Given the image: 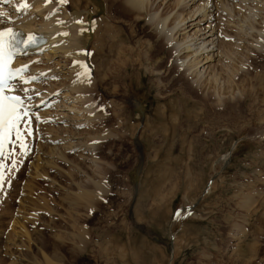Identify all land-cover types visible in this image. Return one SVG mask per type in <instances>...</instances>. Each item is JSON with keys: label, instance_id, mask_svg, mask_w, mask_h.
Returning a JSON list of instances; mask_svg holds the SVG:
<instances>
[{"label": "rangeland", "instance_id": "1", "mask_svg": "<svg viewBox=\"0 0 264 264\" xmlns=\"http://www.w3.org/2000/svg\"><path fill=\"white\" fill-rule=\"evenodd\" d=\"M48 1L58 12L78 9L94 24L86 56L97 81L80 102L62 84L73 60L67 66L51 55L34 63L53 75L31 82H40V91L51 90L48 97L57 101L33 107L42 120L32 121L28 153L20 156L17 147L21 167L0 192V264H264V10L256 11L254 24L261 33L241 34L251 44L238 38L228 14L222 19L218 8L201 24L233 38L220 37L217 45L234 50L231 59L221 57L233 77L227 78L219 57L204 65L214 66L217 82L225 84L226 94L217 101L209 88L215 82L196 85L192 72L178 66L167 32L175 13L206 1L144 0L139 11L127 0H99L100 11L95 0ZM164 17L168 21L158 31ZM69 139L75 148L64 150L66 159H55L50 146L63 150ZM80 141L94 148L83 150ZM93 159L100 162L97 170L89 166ZM84 190L90 196L83 203L76 198Z\"/></svg>", "mask_w": 264, "mask_h": 264}, {"label": "bare ground", "instance_id": "2", "mask_svg": "<svg viewBox=\"0 0 264 264\" xmlns=\"http://www.w3.org/2000/svg\"><path fill=\"white\" fill-rule=\"evenodd\" d=\"M7 1L8 4L7 5H3L4 2ZM97 1L98 5H99V11L101 9H103L102 4L99 0H95ZM126 1V0H124ZM177 3L183 4L184 3L187 5V1L186 0H176ZM191 1V0H188ZM206 2L199 4L198 6L195 7L193 9V7L190 9L189 7V12H187L186 14H182V12H177L175 13L172 17H173V22H172V26L167 28V32L171 35L169 36V38L171 37V40L174 41V45L172 46V48L177 49L175 52H178V59H179V63L177 62L178 66H183V70H185V72H192L190 75H192L191 78L193 80V82L196 85H199L201 87H205L206 84L208 85V83H212L215 82L213 86V83L211 85L212 88V93H214L217 97V101H221V97L226 94L223 89V91L221 92V86L222 83L220 84L217 82L218 81V71L214 69V66H210V65H205V63H207L208 61L214 60L215 58L219 57L217 62H219L223 67L224 70L227 71L226 75L227 78H229L228 74L230 76H234V72H232V70L227 66H224L222 64L223 60L226 59H231L233 52L234 51L232 48H230L231 50H223V46H220L221 48H219L218 45V39L221 37V33H216L217 31L215 30V28L212 25H205L204 27H201V24H203V22L208 21L213 19V15L215 14V9L218 8L217 11H219L221 13V17L222 19L224 18L222 16V13H226V15L228 14V18L229 20L228 23L230 25H232L233 28H235L236 31L240 34V36L238 35V38L240 37L241 39V34L245 35V36H250L253 32V36L255 35V32L257 33H261L262 29L259 30V28L256 29V27L254 26V24L256 23L255 19L256 17H258L256 15V11H260L263 12L264 10V0H247L246 2H248V5L246 4L245 7L243 8V3L245 2V0H240L241 2L239 3H234V1L237 0H220L218 4L215 5V3H211L212 0H204ZM231 1V2H230ZM70 2V0H69ZM120 2V1H119ZM147 0L145 2V4H147ZM182 2V3H180ZM215 2V1H214ZM218 2V1H217ZM126 3L131 5V8H138V11L140 9H144V0H127ZM192 3H195L194 1H192ZM22 4H27L28 7L27 8H20V10L18 11L17 8L22 5ZM121 4V3H119ZM144 4V5H145ZM190 4V3H189ZM163 5V4H162ZM196 5V4H195ZM143 6V7H142ZM58 7V6H56ZM127 7V6H125ZM130 7V6H129ZM184 7V6H183ZM187 7V6H186ZM236 8H240V10L242 11H238L235 10ZM185 8V7H184ZM243 8V9H242ZM7 9H10L11 11H13V14L7 13ZM160 9V8H159ZM9 11V10H8ZM22 13H21V12ZM86 11V10H85ZM88 11V10H87ZM214 11V12H213ZM32 12V13H31ZM55 12H58L57 9H55V5L52 2H49L48 0H0V13H2L3 15H0V29L2 28H13V29H21L22 31H26V32H30L32 34H35L36 36H38L39 34H41L42 36H44L46 38L45 43H43L42 45H39L37 47H35L34 49H30L27 50L22 56H20L19 58H17L15 60L16 65H20V64H27L29 63V66L27 67V72L23 75L25 77V79H27V77L30 76H36L39 79L42 78H47L50 77L51 75H53V72L50 71L49 68H47L46 66H36L35 64L38 63L37 61H42L41 59H43V56H47L50 57L51 55L54 57H58L61 60L64 59V62H68L67 66H69V60H73V66L71 65V67H69L68 72L64 73L67 74V76L65 75V77L67 78L64 79L66 80V83H62L64 86H67V88H70L69 91L73 90V92L75 91L76 96L75 100H79L80 102H85L87 101V97H88V92H90V90L93 89V87L95 86V81H97L96 79H94L93 75L90 73V67H89V63L87 62V46L90 42V40L92 39V35L90 33V24L92 23H87V20L85 17L82 16V13L80 12V10L78 9H73V10H64L61 8L60 12H58L57 14L53 15ZM90 12V11H89ZM246 14H245V13ZM24 14V15H29L28 18H26V20H21L24 19L20 18V20L15 19L14 17H16L14 14ZM31 13V14H30ZM35 13H37V15L39 17H36L37 15L33 16ZM200 13L202 14V18H200ZM241 13H244L245 15H243L241 17ZM87 14V13H86ZM171 14V13H170ZM152 15V14H151ZM219 15V14H218ZM217 15V16H218ZM18 16V15H17ZM87 16V15H86ZM88 16L90 17V14L88 13ZM97 16H99V14H97ZM155 16L157 17L156 13ZM170 16V15H169ZM168 16V17H169ZM215 16V15H214ZM167 17V16H165ZM162 18V22H160L161 24H159L158 27V31L159 29L162 30L163 27H165L164 25L166 24V20L168 21V18ZM171 17V18H172ZM220 17V16H219ZM251 17V19H249ZM153 18V17H152ZM197 22H192L191 20L198 19ZM226 18V17H225ZM15 19V20H14ZM155 19V18H154ZM188 19V20H187ZM236 19V22H233V20ZM79 20H83L84 24H78L76 23V21ZM153 20V19H152ZM226 20V19H225ZM264 20V13L261 15V21ZM59 21H63V23H59ZM93 22V19L91 20ZM150 21V20H149ZM154 21V20H153ZM161 21V20H160ZM171 21V20H170ZM188 21H191V23H189ZM216 21H218L219 23V19H217ZM226 21V23H227ZM253 21V23H252ZM258 21V20H257ZM259 21V24L262 22ZM239 22V23H237ZM159 23V21H158ZM215 24V25H218ZM264 23V22H263ZM101 25V31L103 32L104 29L106 27H104V23L102 21V23H99ZM107 24V23H106ZM110 24V23H109ZM208 24V23H207ZM210 24V22H209ZM212 24V23H211ZM214 24V23H213ZM260 24V26H261ZM38 25V27H37ZM93 28H94V24ZM96 25V24H95ZM155 25V24H154ZM224 25V24H223ZM228 25V24H227ZM263 25V24H262ZM229 26V25H228ZM257 26V25H256ZM92 27V26H91ZM193 27H196L195 29ZM231 27V26H230ZM259 27V26H258ZM264 27V26H263ZM81 28L86 29L85 31H83V33H81ZM261 28V27H260ZM194 29V30H192ZM217 29V28H216ZM192 30V31H191ZM231 30V29H229ZM94 31V30H93ZM224 30H222L223 32ZM67 32L68 35L67 36H61L58 35L59 33H64ZM166 32V31H165ZM166 32V33H167ZM220 32V31H218ZM94 33V32H93ZM92 33V34H93ZM98 33V32H97ZM109 33V32H108ZM107 33V34H108ZM114 33V32H113ZM112 33V34H113ZM100 34V32L98 33ZM110 34V35H112ZM116 34V33H115ZM161 34V33H159ZM232 34V33H231ZM234 34V33H233ZM95 35V34H94ZM167 35V34H166ZM257 35V34H256ZM99 36V35H98ZM109 36V35H108ZM116 36V35H115ZM113 36V37H115ZM159 36V35H158ZM223 36H228L229 38H231L232 35H230V33H226ZM235 36V35H234ZM95 37V36H94ZM104 37V36H103ZM107 37V36H106ZM112 37V36H111ZM221 37V38H222ZM227 37V38H228ZM252 37V36H251ZM261 37V35H260ZM264 37V36H263ZM237 38V36H236ZM244 38L243 40L241 39V41L247 42V40L245 41L246 37H242ZM94 39V38H93ZM105 39V38H104ZM225 39V38H224ZM233 39V38H231ZM223 40V39H222ZM228 40V39H227ZM238 40V39H237ZM251 40V39H250ZM199 41V42H198ZM221 41V40H220ZM224 41V40H223ZM230 41V39H229ZM235 41V40H233ZM232 41V43H233ZM92 42V41H91ZM99 42V41H97ZM231 42V41H230ZM217 43V44H216ZM226 44V42H224ZM224 43H221L223 45H225ZM241 43V42H239ZM249 43V42H247ZM246 43V44H247ZM228 44V43H227ZM231 44V43H229ZM235 44H237V49L239 48L238 46V41ZM242 44V43H241ZM245 45V43H243ZM251 44V43H249ZM232 45V44H231ZM234 45V43H233ZM209 46H213L212 48H210ZM243 46V45H242ZM241 46V47H242ZM102 47V45H101ZM229 47V46H228ZM231 47V46H230ZM98 48V47H97ZM96 48V49H97ZM210 48V49H209ZM244 48V47H243ZM248 48V47H247ZM246 48V50H247ZM174 49V50H175ZM225 49V48H224ZM242 49V48H241ZM245 49V48H244ZM250 50V49H249ZM44 51H46L45 53H43ZM97 51V50H96ZM210 51H217L216 54L213 52L211 53ZM239 51V50H238ZM236 51V52H238ZM95 52V51H92ZM174 52V51H173ZM202 54V55H201ZM240 54V53H239ZM236 55V54H235ZM52 56L50 58H52ZM242 56V55H241ZM221 57H224L226 59H221ZM177 58V56H176ZM241 58V57H240ZM66 59V60H65ZM79 62V63H77ZM35 63V64H34ZM225 63V61H224ZM44 64V63H43ZM46 64V63H45ZM49 64V63H48ZM58 64V63H57ZM84 64L86 65V68H82L80 65ZM226 65V63H225ZM66 66V65H65ZM54 67V65H53ZM221 67V66H220ZM226 67V69H225ZM202 68V69H200ZM214 69V73H211ZM236 68V67H235ZM109 69V68H108ZM209 69V70H208ZM51 70H54L53 68ZM86 72L88 73V75L90 76V79L87 77H80L78 78V73H82V72ZM207 70L209 71V73L207 72ZM211 70V72H210ZM221 70V68H220ZM219 70V71H220ZM223 70V68H222ZM58 71V70H57ZM94 71V70H93ZM110 71V70H109ZM108 71V72H109ZM216 71L218 72L217 74ZM207 72V74L205 75V73ZM62 73V72H61ZM224 73V71L222 72ZM221 73V74H222ZM225 74V73H224ZM62 75V74H61ZM223 75V74H222ZM220 76V75H219ZM64 77V78H65ZM231 77V78H232ZM223 78V77H222ZM230 78V80H231ZM59 79V78H58ZM220 79V78H219ZM234 79V78H233ZM224 80V79H223ZM40 81V80H39ZM212 81V82H211ZM232 81V80H231ZM224 82V81H223ZM230 82V81H229ZM40 82H30L29 84H23V82H16L15 86L13 87L15 89V93L18 95H22L21 97L25 96L27 97L26 99H28V96H34L36 95V93L38 91H40L39 89H43L40 84ZM193 83V84H194ZM209 83V86H210ZM217 83V84H216ZM220 84V85H219ZM230 84V83H229ZM30 85H36V87H31ZM61 85V84H60ZM62 85V86H63ZM52 86V85H51ZM26 87L27 89L30 88L28 91H24L23 88ZM200 87V88H201ZM226 87V86H225ZM53 88V87H52ZM208 88V86H207ZM229 89V88H228ZM231 89V88H230ZM55 90V88H54ZM208 90V89H207ZM210 91V90H209ZM55 92V91H54ZM39 93H43L39 98L37 99H33L34 101L28 100L27 103H29L30 105H34V107H38V104L41 108V106H44L46 104V102L48 100H50L51 102L57 101L56 96H51L48 97V95H50L52 93L51 90H42ZM56 94V93H55ZM230 94V93H229ZM235 94V93H234ZM69 96V95H68ZM224 97V96H223ZM231 97V96H230ZM25 100V99H24ZM83 105V104H82ZM81 106V105H79ZM90 106V105H88ZM81 108V107H80ZM43 109V108H41ZM83 110V108H82ZM140 110V109H139ZM33 114V121L34 122H39L41 120H36L34 119L35 116H39L35 114V111L32 112ZM48 114V113H46ZM75 117V116H74ZM82 117V116H81ZM47 118V117H46ZM84 118V117H83ZM79 119V118H78ZM88 119V118H87ZM86 119V120H87ZM93 120V118H91ZM101 119V118H100ZM44 120V119H43ZM92 120H90L92 122ZM89 121V122H90ZM87 122V121H86ZM90 122V123H91ZM82 123V122H81ZM80 123V124H81ZM33 125V124H32ZM73 126H77L78 122L72 123ZM36 126V125H35ZM34 126V127H35ZM73 128V127H72ZM77 129V128H76ZM76 129H74L76 131ZM51 130V129H50ZM74 131V132H75ZM75 135V134H73ZM72 135V136H73ZM85 135H87L85 133ZM70 136V135H69ZM76 136V135H75ZM66 137V136H65ZM68 137V136H67ZM71 137V136H70ZM74 137V136H73ZM72 137V138H73ZM77 137H80L79 135H77ZM61 139V138H60ZM77 139V138H76ZM71 141V139H69ZM99 140V139H98ZM56 141V140H54ZM58 141V139H57ZM56 141V142H57ZM68 140H65V142H67ZM79 141V140H78ZM69 142V141H68ZM75 142V141H73ZM86 141H84L85 143ZM63 143V142H62ZM87 143V142H86ZM85 143V144H86ZM92 144V143H91ZM55 145V144H54ZM74 144L71 142L66 143L64 146H60L61 148H63V150H59L58 146H50V152L52 154H54V158H61L66 159V156L64 155V153L67 151V149H72L75 148ZM78 147H80L81 149L83 148L86 149L87 151H92V149L94 148V145L90 146L87 144V146H83L82 142H78ZM66 149V151H64ZM78 149V148H77ZM86 151V152H87ZM83 153V152H82ZM229 153H226V155H223L220 159H222V162L226 159V157H228ZM82 155V154H81ZM85 155V154H84ZM52 156V155H51ZM53 157V156H52ZM89 157V156H88ZM80 158V157H79ZM83 158V156L81 157ZM92 159V158H91ZM67 161V160H66ZM92 162L91 165H89L90 167L95 165L94 170H97L100 167V162H96L97 159H93L90 160ZM46 162V161H45ZM68 162V161H67ZM54 163L53 160H51L48 164L52 165ZM69 163V162H68ZM74 163V162H73ZM75 164V163H74ZM78 164V163H77ZM36 165V164H35ZM38 165V164H37ZM84 165V164H83ZM53 166V165H52ZM74 166V165H73ZM21 166L18 167V169ZM72 167V166H71ZM86 167V166H85ZM84 167V168H85ZM79 168V169H78ZM76 168V170H80L81 168L83 169V167H78ZM36 168H34L35 170ZM38 170V169H37ZM36 170V174L40 175L39 172ZM86 171V170H84ZM34 172V171H33ZM80 172V171H79ZM78 172V173H79ZM81 173V172H80ZM87 174V173H85ZM101 177V176H100ZM175 177V176H174ZM92 178V177H91ZM188 178V177H187ZM87 182V176L84 179ZM84 181V182H85ZM82 182V181H81ZM94 182V181H93ZM83 183V182H82ZM85 183H83L84 185ZM27 185V183L25 184ZM77 185V184H76ZM80 185V184H78ZM176 186V185H175ZM25 187V186H24ZM78 187V186H77ZM81 188V185L79 186V189ZM82 189V188H81ZM24 191V190H23ZM28 195V194H27ZM69 195V194H68ZM90 196V195H88ZM87 191H83L80 192V194L78 193L77 195V200H83L84 202H87ZM70 197V196H69ZM74 199V197H73ZM75 199V200H76ZM71 201V200H70ZM44 202V201H43ZM77 202V201H76ZM87 204V203H86ZM35 205V204H34ZM74 205V204H73ZM75 208V207H73ZM41 209V208H40ZM72 209V208H71ZM53 211V210H52ZM36 220V219H35ZM13 226V225H12ZM23 228V226H22ZM24 229V228H23ZM12 230V228H11ZM24 232L25 229H24ZM85 236H83L84 238ZM82 238V236L78 237ZM77 238V239H78ZM85 239V238H84ZM22 241V240H21ZM84 241V240H83ZM26 242V241H25ZM80 243V242H79ZM174 255V250H173V254ZM30 260V259H29ZM45 260V259H44ZM15 261V260H14ZM28 261V260H26ZM47 261V264H51ZM54 262V261H53ZM27 263V262H26ZM56 264V263H55ZM58 264V263H57Z\"/></svg>", "mask_w": 264, "mask_h": 264}, {"label": "snow or ice", "instance_id": "3", "mask_svg": "<svg viewBox=\"0 0 264 264\" xmlns=\"http://www.w3.org/2000/svg\"><path fill=\"white\" fill-rule=\"evenodd\" d=\"M61 4L67 3V0H59ZM27 4L20 5V8H27ZM0 15H3L0 13ZM63 23V21H59ZM76 23L83 25L84 21L79 20ZM86 29L81 28V33ZM58 35L67 36L68 33H59ZM21 34L18 31H14L12 28H7L0 31V192L5 188V185L10 187L11 178L10 174L13 173L20 161L16 159V149L19 147V155H27L29 150V144L27 138L33 136V114L31 112V105L26 104L25 100L20 95H6V92L14 91L9 85V81L13 78L19 77L23 84H28L31 81L38 79L36 76H30L27 79L22 75L25 68L11 69L9 64L12 57L16 52L20 51V45L24 48L35 45L41 38L29 34L26 38L21 39ZM7 37V42L5 41ZM79 63V62H77ZM82 68H86V65L81 64ZM26 67V66H25ZM78 78L87 77L90 79L88 73H78ZM26 92L27 89L25 88ZM36 95H40L39 92ZM31 100V96L28 97ZM34 119L39 120V116H35ZM96 143V141H94ZM11 146V147H9ZM10 163H6L9 162ZM177 218L180 213L177 212Z\"/></svg>", "mask_w": 264, "mask_h": 264}]
</instances>
